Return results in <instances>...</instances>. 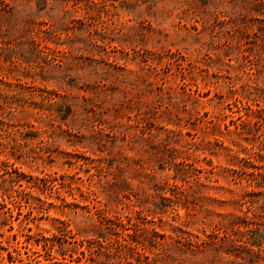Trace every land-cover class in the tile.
<instances>
[{
  "label": "rangeland",
  "instance_id": "rangeland-1",
  "mask_svg": "<svg viewBox=\"0 0 264 264\" xmlns=\"http://www.w3.org/2000/svg\"><path fill=\"white\" fill-rule=\"evenodd\" d=\"M0 264H264V0H0Z\"/></svg>",
  "mask_w": 264,
  "mask_h": 264
},
{
  "label": "trees",
  "instance_id": "trees-1",
  "mask_svg": "<svg viewBox=\"0 0 264 264\" xmlns=\"http://www.w3.org/2000/svg\"><path fill=\"white\" fill-rule=\"evenodd\" d=\"M251 245L253 246V245H255V243H251ZM10 261V263L12 262V260H9Z\"/></svg>",
  "mask_w": 264,
  "mask_h": 264
}]
</instances>
